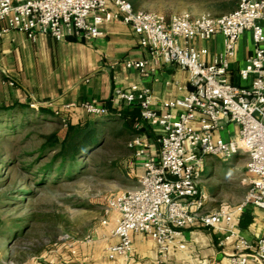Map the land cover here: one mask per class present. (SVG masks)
<instances>
[{"label": "built area", "instance_id": "1", "mask_svg": "<svg viewBox=\"0 0 264 264\" xmlns=\"http://www.w3.org/2000/svg\"><path fill=\"white\" fill-rule=\"evenodd\" d=\"M113 21L129 25L154 59L186 70L189 85L187 95L165 102L161 111L152 107L153 93L147 85L114 90L120 105L137 107L140 118L162 127L163 133L157 156L146 155V145L138 135L130 143L137 156L146 155L144 172L134 190L107 200L105 216L116 213L109 231L116 242L107 247L108 258L129 260L134 232L151 237L159 256L165 257L172 248L185 249L184 231L199 225L219 233L220 245L235 239L230 264L250 260L264 264V230L250 241L238 232L234 217L253 204L262 210L264 222V0H238L232 11L197 16L187 11L166 16L136 8L129 0H0V38L18 30L32 40L39 34L57 41L71 36L92 39L103 33L102 25ZM246 31L251 33L254 50L239 70L241 78L252 77L251 84L243 86L233 83L227 72L237 41ZM216 34L223 35L224 48L207 62L203 58L206 49L194 41ZM126 64L144 71L147 61ZM69 106L92 116L111 111L96 100ZM59 118L65 122V117ZM227 122L239 125L238 133L228 140L216 135ZM240 153L247 157L251 177L246 195L232 210L208 209V195L200 186L206 157L226 161ZM107 221L104 217L102 223Z\"/></svg>", "mask_w": 264, "mask_h": 264}, {"label": "crops", "instance_id": "2", "mask_svg": "<svg viewBox=\"0 0 264 264\" xmlns=\"http://www.w3.org/2000/svg\"><path fill=\"white\" fill-rule=\"evenodd\" d=\"M101 29L103 33L92 39L71 36L60 41L46 34H39L32 40L18 30L3 35L0 38V120L28 113L57 120L55 113L58 112L59 116L68 117L71 123H75L93 116L69 105L96 100L112 111L125 113L122 122L131 124V136L141 137L146 145V155L157 156L162 127L142 120L137 107L120 105L114 90L132 84L147 85L153 93L152 107L161 111L165 102L187 95L189 74L161 58L154 59L150 49L139 43L138 36L129 25L113 21L102 25ZM194 44L206 49L203 58L212 62L223 51L224 37L216 34L207 40L194 41ZM253 50L251 33L246 31L237 41L234 56L229 59L227 75L233 83L251 84L252 77L241 78L239 70L246 66ZM129 60L147 61L145 70L128 67L126 63ZM194 124L197 126V122ZM238 131V124L227 122L216 131V135L228 140ZM146 155L134 153L135 170L132 171L137 180L144 172ZM246 167L247 157L243 153L226 161L216 156L206 157L200 186L208 195V209L232 210L239 205L251 179ZM240 177L242 183L239 182ZM136 185L125 191L134 190ZM240 186L243 191L238 189ZM234 217L238 232L245 238L254 241L262 235L264 222L259 207L248 204ZM115 218L116 213H109L107 224H103L95 236V242L99 243L97 245L106 257L107 247L116 242V238L108 233L115 225ZM182 238L186 243L185 249L172 248L165 257H160L157 243L151 237L134 232V249L129 260L117 257L109 259L106 264H230L235 239L220 245L219 233L199 225L187 228ZM92 243L94 241L83 244ZM76 256L79 263L83 260L89 262L93 259L91 247L84 251L78 249ZM247 264L262 263L250 260Z\"/></svg>", "mask_w": 264, "mask_h": 264}, {"label": "rangeland", "instance_id": "3", "mask_svg": "<svg viewBox=\"0 0 264 264\" xmlns=\"http://www.w3.org/2000/svg\"><path fill=\"white\" fill-rule=\"evenodd\" d=\"M129 1L136 8L166 16L182 11L193 16L229 12L207 0ZM58 117L54 120L28 113L0 120V264L109 261L95 236L107 217V200L136 185L132 171L135 146L130 143L137 135L123 130L121 121L104 120L99 124L103 129L100 144L88 149L77 164L61 165L58 159L44 170L55 151L42 146L54 139L53 135L61 139L71 123L68 117L65 122ZM87 240L94 243L84 245L90 242ZM90 247L93 259L77 262L78 249Z\"/></svg>", "mask_w": 264, "mask_h": 264}, {"label": "trees", "instance_id": "4", "mask_svg": "<svg viewBox=\"0 0 264 264\" xmlns=\"http://www.w3.org/2000/svg\"><path fill=\"white\" fill-rule=\"evenodd\" d=\"M207 1L215 2L228 11L234 10L238 5V0ZM124 115L125 113L111 110L107 115L100 117L93 116L75 123H70L61 139L53 135L54 139L49 140L42 146L44 150L52 149L55 151L53 160L46 163L43 169L49 170L58 159H60L61 165L67 162L70 164H77L78 158L84 156L88 149L100 144V134L103 129L99 127V124L104 122V120L122 122L124 120ZM121 128L126 131H132L130 125L126 121L122 122ZM241 225H243V223H241Z\"/></svg>", "mask_w": 264, "mask_h": 264}, {"label": "water", "instance_id": "5", "mask_svg": "<svg viewBox=\"0 0 264 264\" xmlns=\"http://www.w3.org/2000/svg\"><path fill=\"white\" fill-rule=\"evenodd\" d=\"M95 117H100V116H95Z\"/></svg>", "mask_w": 264, "mask_h": 264}]
</instances>
